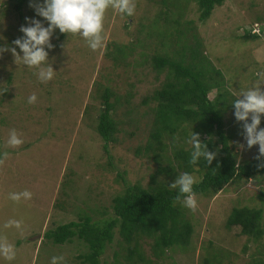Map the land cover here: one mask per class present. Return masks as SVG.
I'll return each mask as SVG.
<instances>
[{
	"label": "rangeland",
	"instance_id": "rangeland-1",
	"mask_svg": "<svg viewBox=\"0 0 264 264\" xmlns=\"http://www.w3.org/2000/svg\"><path fill=\"white\" fill-rule=\"evenodd\" d=\"M134 3L132 17L107 10L104 43L95 51L79 34L61 33L57 28L51 38L55 47L46 49L55 75L46 83L35 74L38 69L16 64L10 51L0 56V156L8 153L0 165V235L7 236L17 253L12 261L0 256V264H51L54 256H63V264H88L83 261L87 246L82 240L73 237L55 244L43 237L44 232L85 215L95 221L110 216L112 199L125 191L118 171L143 187L156 183L170 187L185 172L174 150L180 147L192 152L187 142L191 124L184 123L185 134L178 130L173 139L165 135L164 148L156 157L143 149L154 127V95L162 89L167 74L166 68L157 71L153 67V56L189 67L204 62L215 78L212 71L218 69L224 90L234 100L242 89L255 84L258 71H264V0H224L205 19L199 17L198 0ZM25 17L44 21L29 0H0V46H15L12 42L24 35L20 27L27 24ZM247 32L258 35L245 37ZM107 89L116 122L115 140L108 147L113 166L96 128ZM33 93L37 101L29 104ZM215 94V89L208 92L209 98ZM234 100L222 119L225 132L231 135L229 146L237 161L243 162L257 156L259 145L247 148L243 122L234 115ZM260 127L264 128V114ZM13 129L24 141L19 147L7 145ZM206 137L200 134L201 141ZM214 152L220 154L217 149ZM190 174L199 180L202 171L194 165ZM25 189L33 193L30 200L16 203L8 198ZM196 199L195 212L182 201L179 204L192 227L186 244L155 253L153 238L142 236L127 243L116 226L100 264L264 263L263 175L234 178L218 192L196 194ZM244 206L262 210L263 234L257 239L242 234L238 225H226L232 208ZM10 219L22 220V231L4 228ZM132 246L136 251L130 256Z\"/></svg>",
	"mask_w": 264,
	"mask_h": 264
},
{
	"label": "trees",
	"instance_id": "trees-1",
	"mask_svg": "<svg viewBox=\"0 0 264 264\" xmlns=\"http://www.w3.org/2000/svg\"><path fill=\"white\" fill-rule=\"evenodd\" d=\"M224 0H198L200 19L207 18L214 6L222 4ZM20 9V4L17 6ZM258 33V32H257ZM245 37L256 38L258 34L245 33ZM196 57L195 50L192 51ZM153 67L157 71L167 69L166 80L162 89L157 91L154 98L157 105L154 110V127L143 144L145 152L151 151L156 157L163 150L165 143L162 138L171 135L178 130L186 133L184 123L192 125L194 132L207 135L202 142L208 145L210 151L216 149L220 152L211 165L201 160L195 164L202 171L199 182L193 186L195 194L218 192L224 185L234 178L250 179L256 176H264V168H258L254 158L239 162L235 153L229 146L230 136L225 132L222 115L225 109L231 105L233 96L224 90L221 72L218 69L212 71L217 78L212 76L204 62L194 67L183 65L181 62L165 56H153ZM215 89L216 94L209 98L208 92ZM111 92L107 89L102 94V108L98 116L97 132L103 140V150L109 158L110 166H113L109 143L114 142L116 122L111 116L114 104L110 101ZM217 137V141L213 137ZM139 152V147H137ZM188 150L175 148L174 157L181 160L185 172L193 171ZM122 179L125 191L114 196L112 214L97 221L85 215L78 220H71L58 224L43 234L55 244L70 241L73 237L82 240L87 251L83 261L88 264H100V256L108 243L113 239L114 228L118 226L119 234L127 243L135 242L139 237L153 238L154 252L174 244H186L189 240L192 227L187 220L179 204L183 200L176 201L178 189L170 188L164 184L156 183L143 187L127 180L124 172H117ZM260 208L234 207L226 219V225L240 226V232L253 239L263 234L260 219ZM135 244V243H134ZM136 251L135 246L129 247L130 256ZM141 256H139L140 258ZM254 264H264L255 262Z\"/></svg>",
	"mask_w": 264,
	"mask_h": 264
},
{
	"label": "clouds",
	"instance_id": "clouds-1",
	"mask_svg": "<svg viewBox=\"0 0 264 264\" xmlns=\"http://www.w3.org/2000/svg\"><path fill=\"white\" fill-rule=\"evenodd\" d=\"M29 6L35 10L38 17H43L44 21L34 17H25L26 25L20 27L24 34L15 39L12 44L15 46H0V56L10 51L16 64H24L29 68L38 69L35 73L41 82H48L54 78L55 70L49 61V52L46 49H53L55 45L51 38L58 28L61 33L79 34L82 36L88 47L93 51L100 49L104 43V19L109 8L132 17L135 14L136 5L134 0H29ZM17 47L20 51H17ZM22 53V54H21ZM258 79L255 84L249 88L242 89L233 101L235 109V118L242 123V135L251 149L259 145L258 154L255 157L259 163L258 168H264V128L260 127L262 114H264V71L256 73ZM8 88L4 89V92ZM37 101V95L33 93L28 97V103L34 104ZM192 145L190 163L197 164L201 158L207 165H211L217 156V152L210 151L208 145L201 141L200 134L192 131L187 141ZM24 143L21 136L15 129L11 130L7 140V145L19 147ZM244 148L243 144L239 145ZM8 157L4 152L0 156V165H3ZM239 168V161L236 164ZM199 181L194 175L183 172L180 173L170 187L178 189L175 197L180 201L183 197L182 204L184 207L195 212L197 209L196 194L193 186ZM33 193L27 189L21 192H13L8 198L13 202L20 203L21 200H30ZM4 228L23 229V221L10 219L3 225ZM15 245L9 242L7 236L0 235V256L8 261L16 258ZM63 256H54L51 264H63Z\"/></svg>",
	"mask_w": 264,
	"mask_h": 264
},
{
	"label": "built area",
	"instance_id": "built-area-1",
	"mask_svg": "<svg viewBox=\"0 0 264 264\" xmlns=\"http://www.w3.org/2000/svg\"><path fill=\"white\" fill-rule=\"evenodd\" d=\"M254 30V28L252 29V31ZM258 32V31H257Z\"/></svg>",
	"mask_w": 264,
	"mask_h": 264
}]
</instances>
